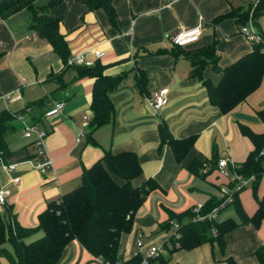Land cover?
I'll return each mask as SVG.
<instances>
[{
	"label": "crops",
	"instance_id": "1",
	"mask_svg": "<svg viewBox=\"0 0 264 264\" xmlns=\"http://www.w3.org/2000/svg\"><path fill=\"white\" fill-rule=\"evenodd\" d=\"M257 4L258 0H113L117 12L115 25L104 10L89 11L78 1H65L51 9L52 16L63 19L61 29L71 55L102 50L106 54L100 61L107 65L106 74L138 69L147 74L145 93L134 87L132 77L111 93L112 120L93 132L94 142L88 136L93 117V79L81 76L77 68L66 67L50 43L30 27L28 12L0 19V110L18 112L39 100H45L48 106L57 101L65 103L60 114L38 122L48 132L45 149L53 164L45 173L36 168L39 159L32 157L35 150L31 141L21 145L23 141L12 135L20 131L26 139L20 122L15 121L17 130L6 138L13 153L6 162H0V190L8 192L6 202L0 204V216L34 228L50 201L80 186L84 167L92 166L107 150L134 151L142 167L136 183L153 178L160 188L148 196L136 213L132 231L122 236L121 262L138 253L145 255L152 245L165 248L171 236L161 227L169 219L167 210L179 214L198 204L205 205L211 197L222 198L224 187L231 181L219 173L218 162L227 158V169L231 171L232 164L244 162L253 150L250 140L241 134L240 124L257 133L264 132V125L246 119L245 115H252L256 108L247 100L228 114L219 112L210 103L202 82L192 76L190 60L169 37L181 28L201 25L198 41L183 47L184 51L213 45L217 64L225 67L252 51V43L241 32L239 19L251 14ZM233 11L236 16H227ZM250 20L264 36V10L254 20L250 15ZM203 77L217 84L221 75L208 66ZM164 88L169 89V102L156 113L151 99ZM58 89L60 92L54 95ZM18 94L21 99L8 101V97ZM250 96L262 105L255 92ZM32 112L33 107L24 113L26 120L33 121L38 116ZM162 123L175 138L196 136L194 147L182 163L176 161L169 146L162 144ZM79 132L83 135L78 141ZM214 153L216 158L212 161ZM192 160H206L197 174L187 168ZM7 165L16 167L7 170ZM16 178H20V184L14 182ZM263 193L264 177L258 195ZM239 197L245 212L252 215L257 201H245L241 194ZM220 213L216 215L218 221H222ZM140 239L143 248L137 247ZM262 245L264 220L258 229L246 225L230 232L226 236V256H232L238 264H260L254 253ZM167 251L162 254L170 258V264H224L226 257L217 246L210 245L173 254ZM59 264L106 263L72 241Z\"/></svg>",
	"mask_w": 264,
	"mask_h": 264
},
{
	"label": "trees",
	"instance_id": "2",
	"mask_svg": "<svg viewBox=\"0 0 264 264\" xmlns=\"http://www.w3.org/2000/svg\"><path fill=\"white\" fill-rule=\"evenodd\" d=\"M3 0L0 4V19L8 20L22 11L30 15V27L42 38L46 39L53 51L64 62L71 56L70 47L66 35L62 32L63 19L54 17L50 10L58 7L65 1H78L84 4L89 11L104 10L111 22L115 25L117 20L116 8L113 0ZM264 10V0H259L253 13ZM231 12L227 16H236ZM250 12L242 15L239 23L242 26L248 23ZM262 41L252 43V51L242 56L233 63L221 67L217 64L218 56L215 46L210 45L201 50L184 51L192 66V76L198 78L206 88L210 103L219 112L228 114L261 85L264 77V36ZM0 50V58L2 56ZM211 66L221 75L217 84L209 79H204L203 71ZM81 76L93 79L91 98V110L93 117L90 120L89 141L94 142L93 132L109 123L114 114V106L111 101V93L121 87L128 78L134 80V87L141 93L146 92L147 74L143 70H131L117 75L106 74L107 65L100 60L95 61L91 67L77 66ZM59 89L53 94H58ZM33 105L41 108V113L34 118L38 123L43 119L44 112L52 105L45 104V100H39L28 104L18 112L4 109L0 112V162L13 153L6 138L17 130L16 118L31 109ZM257 115L264 123V109L257 110ZM240 132L247 137L253 145V150L247 159L237 164L236 171L246 177L254 175L255 181L251 185L253 197L257 201V209L252 215H248L241 203L239 193L244 188H237L236 183L229 185L233 197L231 203L224 206L226 196L220 199L211 197L200 211V215H208L215 208L217 213L227 206L235 205L239 220L229 217L222 221L214 218L200 220L193 212V208L183 213L168 211L169 219L161 225L163 230L173 229L168 247L169 254L177 251H191L203 245L217 246L220 252L226 256V236L243 225L259 227L264 220V193L260 197L258 188L264 177V132L257 133L249 126L240 124ZM160 140L171 148L175 159L182 163L191 149L194 147L196 136L187 138H175L167 125L159 126ZM30 145L35 150L34 142ZM32 157H37L36 151ZM216 158L214 153L212 161ZM206 160H192L187 168L192 173H199ZM142 175V167L138 156L134 151L112 152L105 151L102 158L90 167H84L81 176V184L75 190L62 195L59 199L50 201L45 211L39 216L38 225L34 228L24 227L14 219H5L0 216V264H59L66 247L72 242H79L92 255L102 259L104 263L121 262V239L124 234L132 231L134 219L138 210L143 206L148 196L160 188L159 183L148 178L141 183L136 181ZM173 222L178 227H173ZM37 233H41L37 236ZM9 243L12 252L6 247ZM178 243V245H176ZM171 244V247L169 245ZM255 257L260 264H264V245L257 248ZM144 255L138 253L126 264H141ZM151 264H170V258L163 254L151 259ZM224 264H238L232 256H226Z\"/></svg>",
	"mask_w": 264,
	"mask_h": 264
},
{
	"label": "built area",
	"instance_id": "3",
	"mask_svg": "<svg viewBox=\"0 0 264 264\" xmlns=\"http://www.w3.org/2000/svg\"><path fill=\"white\" fill-rule=\"evenodd\" d=\"M253 12L254 10H252L250 14L251 16L253 15ZM241 32L251 43H259L262 41L261 34L256 29L252 20H250L246 25L242 26ZM201 33H202L201 25H198L190 29L181 28L175 31L173 34H171L169 38L174 46L186 47L190 44L197 42ZM105 54L106 53L102 50H94V51H87V52L73 54L67 59L65 65L66 67H77V66L91 67L95 64V61L104 58ZM7 99L8 101L18 100L21 99V95L18 94L15 98L8 97ZM168 102H169V89L167 88H164L156 92L151 99V105L156 113H159L160 110L168 104ZM64 105L65 103L63 101L55 102L49 109H47L44 112L43 118H50L52 116H56L60 114L63 111ZM30 110L31 109H28V111ZM84 118L88 119V117H84ZM16 120H18L21 124L24 137L26 139H31V141L34 142L35 151L39 159V161L36 163V168L42 173L47 172L49 169L52 168L53 165L45 149V140L48 135L47 130L41 127L39 123L26 120L24 114L18 115ZM82 135H83L82 132L78 133V138H77L78 141ZM228 165L229 162L227 158L221 159L218 162L219 173L224 177L230 178L231 182L236 183L238 189L245 188L253 184V182L256 179L254 175L246 177L242 174H239L236 171V168L238 167L237 164H232V170L229 171L227 169ZM5 167L7 168V170H12L15 169L16 165H7ZM14 182L20 184L21 180L20 178H16L14 179ZM223 195L226 196V198L224 202L221 204V206H224L225 204L231 203L233 201V197L230 193L229 186L224 187ZM7 196H8L7 191L0 190V204H4L6 202ZM203 207L204 204H198L193 208V212L197 214L196 217L198 219L203 220L206 217L212 219L215 217L218 210L217 208H215L211 213L205 216L199 214L200 211L203 209ZM172 224L174 228L178 227L177 223L173 222ZM176 245H178V243ZM137 247L138 248L144 247L141 239L137 241ZM169 247H171V244L169 245ZM163 249H165V252H168L167 251L168 247H165ZM163 249L162 247L156 245L149 246L147 248V251L144 255L141 264H151L150 262L151 259L162 254ZM106 264H125V263L118 261L116 263H106Z\"/></svg>",
	"mask_w": 264,
	"mask_h": 264
},
{
	"label": "rangeland",
	"instance_id": "4",
	"mask_svg": "<svg viewBox=\"0 0 264 264\" xmlns=\"http://www.w3.org/2000/svg\"><path fill=\"white\" fill-rule=\"evenodd\" d=\"M42 1L43 0H41L40 2H42ZM255 94L257 96L256 98L258 100H260V102L262 103V105H261L262 107L259 106V104H256L257 101H253L252 97L250 96V98H248L247 101L250 102L252 107H256V108H255V111L253 112L252 115L247 114V115H245V117H246V119L248 121H254L257 124L264 125V123L261 121L260 117L256 113V109L258 110V109L264 108V77H263V80H262V83H261L260 87L255 91ZM39 112H40L39 111V107L37 105H33V112L32 113H34L35 115H39ZM40 126H41V124H40ZM12 135L15 136V137H18L20 141H23L21 145H24V144H26V143L31 141V139H24L22 137V133L20 131L14 133ZM239 194L242 195V199L245 200V201L248 199V200H251V202H252V200L254 198L251 186L245 187ZM248 195H249V197H248ZM229 217L233 218L236 221L239 220V217H238V215L236 213L235 205H233V204L227 206L219 215V219L220 220H224L225 218H229ZM243 226H246V225H243ZM248 226H250V227L252 226L253 228L258 229L257 227H255V226H253L251 224H249ZM240 227H242V226H240ZM240 227H238V228H240ZM158 233L161 234L162 232L159 230ZM164 233L172 234L173 233V229L171 228L168 231H164ZM160 234H158L157 237ZM7 246L10 247V244L6 243V247ZM10 251L12 252V250H10ZM163 251L165 252V249H163Z\"/></svg>",
	"mask_w": 264,
	"mask_h": 264
}]
</instances>
